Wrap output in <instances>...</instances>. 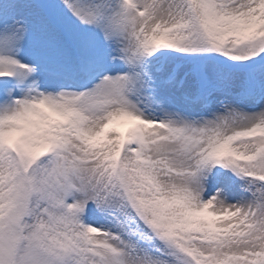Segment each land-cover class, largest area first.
I'll return each mask as SVG.
<instances>
[{
  "label": "snow or ice",
  "instance_id": "snow-or-ice-1",
  "mask_svg": "<svg viewBox=\"0 0 264 264\" xmlns=\"http://www.w3.org/2000/svg\"><path fill=\"white\" fill-rule=\"evenodd\" d=\"M0 264H264V0H0Z\"/></svg>",
  "mask_w": 264,
  "mask_h": 264
}]
</instances>
